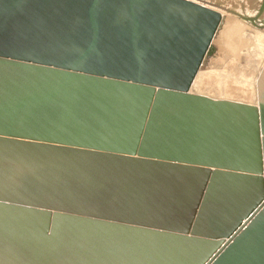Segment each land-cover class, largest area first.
Listing matches in <instances>:
<instances>
[{
    "label": "water",
    "instance_id": "water-1",
    "mask_svg": "<svg viewBox=\"0 0 264 264\" xmlns=\"http://www.w3.org/2000/svg\"><path fill=\"white\" fill-rule=\"evenodd\" d=\"M226 22L0 0V264H264V67L257 104L193 91Z\"/></svg>",
    "mask_w": 264,
    "mask_h": 264
},
{
    "label": "rangeland",
    "instance_id": "rangeland-1",
    "mask_svg": "<svg viewBox=\"0 0 264 264\" xmlns=\"http://www.w3.org/2000/svg\"><path fill=\"white\" fill-rule=\"evenodd\" d=\"M227 15L219 51L193 91L215 99L257 104L264 67V0H195Z\"/></svg>",
    "mask_w": 264,
    "mask_h": 264
},
{
    "label": "bare ground",
    "instance_id": "bare-ground-1",
    "mask_svg": "<svg viewBox=\"0 0 264 264\" xmlns=\"http://www.w3.org/2000/svg\"><path fill=\"white\" fill-rule=\"evenodd\" d=\"M194 1H195V0H194ZM196 2H198V1H196ZM199 3H200V2H199ZM202 4H203V3H202ZM225 15H226V14H225ZM226 17H227V15H226ZM227 18H228V17H227ZM200 73H201V72H200ZM200 73H199V74H200ZM198 76H199V75H198ZM198 76H197V78H198ZM196 81H197V79H196ZM196 81H195V83H196Z\"/></svg>",
    "mask_w": 264,
    "mask_h": 264
}]
</instances>
